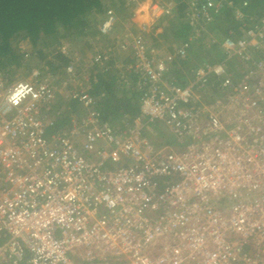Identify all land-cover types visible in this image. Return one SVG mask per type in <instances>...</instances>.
I'll return each instance as SVG.
<instances>
[{
  "label": "built area",
  "instance_id": "2783aa9c",
  "mask_svg": "<svg viewBox=\"0 0 264 264\" xmlns=\"http://www.w3.org/2000/svg\"><path fill=\"white\" fill-rule=\"evenodd\" d=\"M247 4L186 0L192 24L231 9L240 25L209 33L223 56L185 85L168 81L170 62L203 42L198 32L167 53L146 28L134 34L124 68L142 90L140 113L121 126L102 116L96 79L77 73L82 55L65 68L75 88L63 94L85 111L59 133L48 131L59 101L51 73L0 75V264H264V16L249 18ZM116 19L108 14L99 32ZM163 133L174 140L150 138Z\"/></svg>",
  "mask_w": 264,
  "mask_h": 264
},
{
  "label": "trees",
  "instance_id": "16d2710c",
  "mask_svg": "<svg viewBox=\"0 0 264 264\" xmlns=\"http://www.w3.org/2000/svg\"><path fill=\"white\" fill-rule=\"evenodd\" d=\"M242 1L244 0H234L237 4H241ZM246 1L248 4L243 9L249 18L264 16V0ZM125 3L126 0H0V69L5 68L10 62L20 61L24 55L28 54L33 55L35 60H46L56 75V80H61L60 76L65 75L64 67L71 62V59L63 54L64 52L59 51L57 54H51L53 59L49 60L46 53H49L54 45L59 44L61 39L69 41V38L70 43L77 44L82 40L86 42L88 37L95 38L99 24L110 13L127 19L131 13L128 7H125ZM176 3L180 20L175 37L181 42L190 35L193 24L190 20L187 22L185 18L186 0H176ZM216 23L224 34L230 29H237L240 25L231 9L223 11ZM40 41H44V47H39ZM26 43H29L33 50L28 49ZM198 45L204 46V44L194 43L195 47ZM171 48L174 47L171 46ZM199 48L196 51L191 49L186 58L176 57L170 62L171 74L168 81H174L180 85L188 82L198 66L191 61L198 59L199 54L202 53L203 48L201 50ZM214 53L215 57H212L211 53L210 57H201V61H214L223 56L217 49ZM110 60L111 58L105 65H97L90 60L88 65H92L88 68L89 72H86V64L79 63L76 64V71L80 76L88 75L96 79L92 83L91 92L99 100L102 116L115 126H121L124 118L135 117L140 113L139 101L142 90L136 82L137 76L124 68L129 61H124L123 67L116 68L114 61L111 63ZM51 74L54 76L53 73ZM122 75H125V78H122ZM71 85L73 84L69 87ZM63 98H65L64 94ZM63 98H60L58 107L48 111L52 121L49 130H56L63 125L65 121L63 114L71 119L72 116L82 115L85 111L77 100L66 101ZM56 110L60 111V115L55 114ZM162 137L163 140L154 141L156 145H163L174 140L170 135Z\"/></svg>",
  "mask_w": 264,
  "mask_h": 264
},
{
  "label": "rangeland",
  "instance_id": "374dc122",
  "mask_svg": "<svg viewBox=\"0 0 264 264\" xmlns=\"http://www.w3.org/2000/svg\"><path fill=\"white\" fill-rule=\"evenodd\" d=\"M143 1H145V0H126V3H125V7H128L129 13H136L138 7H140L138 9V13L135 16H133L134 21L139 24L138 26H140L142 21L149 19L148 14H146V15L142 14L143 16L140 15L141 11H145L144 14L148 13V11H149L146 4L141 7V3H143ZM150 1H152L153 3L154 2L167 3L169 1H173L172 6L165 8V12L164 11L161 12L157 16V18H155V23L157 25H159L158 27L161 26V28L158 29V27L157 28L154 27L151 30V32H167L168 33V34L166 33L167 36L165 35L162 38V40L160 41L162 45H160V47H159L160 51L162 50L163 52L167 53L170 51L171 46L173 47V46H176L177 44H179V40H177L175 35H173V33H172V32H177L178 31L177 29L179 28L178 25H179L180 19H179V16L177 14V7L178 6L176 3V0H157V1L150 0ZM138 15H140V16H138ZM116 17H117L116 23L114 26V30L112 32H123L122 36L121 35L120 36L118 35L119 37L117 36L118 40H119V38H120V40L125 38L130 33H132L134 35L139 31L137 29L131 28L130 26L127 27V22H128L127 19L126 20L122 19V18H120L119 15H116ZM137 18H139V19H137ZM185 18H186L187 22H189L190 18L188 17V15H186ZM212 24H214V23H212ZM212 24L211 23H202L201 25H197V23H193L192 32H198L199 40L203 41L200 44H204V46L202 45V48H203V50H202L203 52L201 53L202 58L210 57L211 53L213 54L212 57H215L214 56L215 55L214 50H211V48L208 47L209 33H213V34L218 33L219 34V33H221V30H220L219 26H214ZM99 26H100V24H99ZM147 30H150V29L147 28ZM113 37H115V35L111 36L110 37L111 39H107V38L100 39L101 42L100 41L97 42L98 38L96 37L93 39V42L91 44H92L93 48L97 47L99 49H104L105 47H107L106 49H108L109 47L110 48L112 47L110 53L113 56V58L116 57L117 59L120 60L121 63H123L124 61L127 60V57H128L127 55L129 52L130 45H129V47L127 46L126 49H122V52L117 53L116 47L119 45V43H118V40L112 39ZM149 37H150V40L153 42L150 34H149ZM47 39H49V37ZM66 40L67 39H61L60 44L54 45V47H52V49L49 51V53L48 52L46 53L50 58L49 60H52L51 54H53L55 48H57L61 44H69V45L73 46V50H74L73 52L76 55H78L80 53L79 55L83 56V64L87 65L86 72H89L88 68L92 65V64L88 65V63L90 62V58H91L89 52L93 53V50H92L93 48L89 47V46H84L85 45V42H83L84 40L78 42L77 44L70 43L69 38H68L69 41H66ZM125 40H127V42H128L129 37L127 36L125 38ZM39 43H40L39 47H44V41H40ZM153 43L154 44L159 43V40L154 39ZM26 46L28 49L33 50L32 46L29 43ZM85 47H86V50H84ZM216 49L219 53H222V50L220 48H216ZM124 50H126V51H124ZM219 55H221V54H219ZM86 56H87V58H86ZM191 62H196V61L194 60ZM1 69H0V75L3 74L5 76V78H7V80H9L11 82L12 81H18V80H26V79L30 78L31 73L33 71H35L36 69L43 72V74H45V73H53L54 74V72L51 70V66L49 65V63L46 60H39V61L35 60V59H33V55H30V56L24 55V58L21 59L20 61L10 62L7 66H5V68H1ZM54 77L56 79L55 74H54ZM60 77L62 78L61 80H63V79L67 80V76H65V75L60 76ZM67 82L68 83H66L65 86L63 84H61L60 85L61 87L59 90H62V91L67 90L69 88V85L71 84V81H69V79H68ZM158 125L160 126V123L154 124V125L152 124L151 127L153 129L156 128L158 130ZM153 135L152 134L150 135V138L153 141H161L164 139L162 136H164L165 134L164 135L161 134L162 135L161 137H158V135L157 136L154 135L155 136L154 137Z\"/></svg>",
  "mask_w": 264,
  "mask_h": 264
},
{
  "label": "crops",
  "instance_id": "0c3cea01",
  "mask_svg": "<svg viewBox=\"0 0 264 264\" xmlns=\"http://www.w3.org/2000/svg\"><path fill=\"white\" fill-rule=\"evenodd\" d=\"M147 5V8L149 9V11H148V13H145L144 14V12L145 11H141V14L140 15H146V14H148L149 15V19L148 20H145V21H142L141 22V24H140V26H138L139 24L138 23H136L135 21H134V17L133 16H135L137 13H138V9L140 8V7H138V9H137V11H136V13H131V15H129V17L127 18V27L128 26H130L131 28H133V29H137V30H140V29H143V28H149L150 30H147V35H149L150 34V36L152 37V40L153 39H156V40H159V43H157L158 45H162L161 44V40H162V38L166 35V33L167 32H151V30H152V28H154V27H158L159 25H157L156 23H155V18H157V16L160 14V11L158 10H154L153 8V2L152 1H150V0H145V1H143V3H141V7L142 6H144V5ZM140 15H138V16H140ZM142 15V16H143ZM106 17V16H105ZM137 19H139V18H137ZM126 20V19H125ZM217 20V19H216ZM118 23V22H117ZM214 24H212V25H214V26H217V23H216V21L215 22H213ZM161 28V26L160 27H158V29H160ZM97 34L95 35V38L97 37L98 39H97V42H101V40L100 39H104V38H107V39H111L110 37L111 36H114L115 35V37H113L112 39H115V40H118V38H117V36L119 35H121L122 36V33L123 32H111L110 34H108V35H103V34H101L100 32H99V26H98V32H96ZM138 33V32H137ZM173 33V35H175V32H172ZM168 34V33H167ZM219 34H224V33H219ZM118 36V37H119ZM129 37V40H128V42H127V40H125V38L126 37ZM125 38H123V39H121L120 40V38H119V40H118V43H119V45L116 47V51H117V53H120V52H122V44H123V42H125V44L126 43H128L129 45H130V42H131V40H132V36H133V34L132 33H130V34H128ZM167 36V35H166ZM93 37H88V41H86L85 42V45L84 46H89V47H92L93 48V46H92V42H93ZM201 42H198L197 44H200ZM60 44V43H59ZM101 44V43H100ZM99 44V45H100ZM83 46V47H84ZM199 46H202V45H198V46H193V50L192 51H196L198 48H199ZM60 47V48H59ZM64 48H66V51H68L69 53L68 54H66L65 52L63 53V54H65V55H67V56H69V59H71L72 60V57L75 55V53L73 52L74 50H73V46L72 45H69V44H61V45H59L57 48H55V50H54V54H57L59 51H61V52H63V49ZM107 47H105L104 49H99V48H97V47H95V48H93L92 50H93V53L91 52H89V54H90V60H92V58L97 54V53H106V54H108L109 56H110V58H111V60H110V62L112 63V61H114V66L117 68L118 66H123L124 64H125V62L122 64L121 62H120V60L119 59H117L116 57H114L113 58V56L111 55V48L109 47L108 49H106ZM202 48H199V50H201ZM84 50H86V47L84 48ZM171 50H174V48L172 49L171 47H170V51ZM124 51H126V50H124ZM81 52V51H80ZM203 52V51H202ZM124 53V52H123ZM80 54V53H79ZM85 55V54H84ZM52 56V55H51ZM128 56V55H127ZM53 57V56H52ZM51 57V59H53ZM86 58H87V56H86ZM196 62H195V64L196 65H200L201 63H202V61H201V53L199 54V57H198V59H194ZM193 60V61H194ZM127 61H130V58H129V56L127 57ZM126 61V62H127ZM204 61H206V60H204ZM120 62V63H119ZM71 62H69L68 64H70ZM67 64V65H68ZM65 68L66 67H64V71H65V73H66V70H65ZM66 76H67V80L70 78V76H69V74H65ZM64 80V79H63ZM60 80L59 79V81H57V83H58V94H59V101H58V106H59V104H60V98L62 97L63 98V93H67V91H69V90H71V89H73V88H75V86H74V83H72L71 82V84H73V85H71V87H69L67 90H59L60 89V85L61 84H63L64 86L66 85V83H68L67 82V80ZM63 99H66V101H68V99L69 98H66V96H65V98H63ZM69 104H70V101H69ZM62 106V105H61ZM62 109H64V108H62ZM62 116H64V118H65V121H64V123H63V125L61 126V127H57L56 128V130H49L48 129V131H49V133H59V132H62V131H64V130H67V129H71V119H69V117H68V115H62ZM158 137H161V136H158ZM78 140H79V142L77 143L78 145H79V147L82 149V143H83V138L82 137H78ZM96 157L94 156L93 158L91 157V159H95ZM127 159L128 158H126L124 155H121V157L119 156L118 158H117V160L118 161H114L113 163L111 162V163H109L108 165H109V167L110 168H114V167H116V166H118L119 164H121V163H123V162H126L127 161Z\"/></svg>",
  "mask_w": 264,
  "mask_h": 264
},
{
  "label": "clouds",
  "instance_id": "9594fccd",
  "mask_svg": "<svg viewBox=\"0 0 264 264\" xmlns=\"http://www.w3.org/2000/svg\"><path fill=\"white\" fill-rule=\"evenodd\" d=\"M18 96H19V93L15 94V95L12 97V100H13L14 103H18V102H19L18 99H17Z\"/></svg>",
  "mask_w": 264,
  "mask_h": 264
}]
</instances>
